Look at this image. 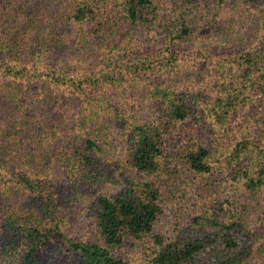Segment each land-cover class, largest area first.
<instances>
[{"label": "trees", "instance_id": "obj_1", "mask_svg": "<svg viewBox=\"0 0 264 264\" xmlns=\"http://www.w3.org/2000/svg\"><path fill=\"white\" fill-rule=\"evenodd\" d=\"M194 34L213 46L186 53ZM0 121V264H264V216L251 230L235 201L158 228L164 191L217 162L264 192V0H0ZM90 183L86 239L68 236Z\"/></svg>", "mask_w": 264, "mask_h": 264}, {"label": "rangeland", "instance_id": "obj_2", "mask_svg": "<svg viewBox=\"0 0 264 264\" xmlns=\"http://www.w3.org/2000/svg\"><path fill=\"white\" fill-rule=\"evenodd\" d=\"M194 30H196V28ZM57 33L58 32H56L55 35ZM44 35L46 37V33ZM58 36L60 37L59 33ZM55 37L57 38V35ZM194 39L195 40L192 43H187L188 45L184 47L186 53H191L192 51H196L202 47H205V45H207L206 43H208L209 47H212L213 45L209 43L215 41V39L213 38L209 41H205L202 43L201 39L199 38V36H197V34ZM50 40L52 39L47 38V40L43 42L42 46L47 49L50 48L52 51H54L55 48L56 52L58 50L57 47H61V45L59 46V42L67 40V37L63 35L61 36V38H57L53 41ZM72 50L73 47L69 46L66 49L67 54H70ZM76 56H79V58L77 57L70 61V64L73 67L80 68L87 65L92 66L94 63V59L90 57V54L88 53H77ZM181 84L185 83H181L180 81L175 82V86H181ZM41 85V83H38L31 88V96L40 91ZM131 94L130 92L117 93V95L121 97L119 99H116V102L124 105L127 104L126 108H129V102L131 103L129 98ZM113 97H116V95H113ZM26 101L27 103H29L32 102L33 99H27ZM73 105H75V103ZM36 114L39 116L40 112L34 111L33 115ZM113 133L114 136L111 138L110 141L119 146L123 138V135H120L121 130H116V132L114 131ZM233 135L234 133H229L231 142H228L224 146L226 151H233V144L235 145L236 142L234 138H232ZM24 139L25 138L20 137L19 141L22 142L24 141ZM0 140L2 139L0 138ZM21 145L23 146V148L27 149V151L31 152L34 156L37 155L36 151L33 149V146H29L28 144H25V142H23V144ZM222 163L223 162L221 161L217 162L218 166L214 169L213 175H210L209 177H203L202 179L199 178L198 181H193V179L188 178L186 181L179 184L175 189L170 188L168 192L164 191L162 197L163 215L160 217L158 223V228L160 230L169 233L174 229L176 224L180 225L183 228V226H186V224H188L190 220L194 217V213L199 214L203 207H212L214 203L219 204L220 201L221 205L225 208L227 206L225 201H235L239 203L240 206H244L247 210V214L245 216L247 224L253 231L255 228H257L256 222L259 221V219L261 218L260 215L264 216V192L256 193L254 196H250L246 193L237 190V185L232 182L230 176L228 175L227 168ZM14 169L15 168H11V170ZM206 179L209 181H207ZM203 180L207 181V186H205L204 184L200 185ZM114 187L116 188L115 185ZM66 188L62 189V194L59 193L58 198H63L65 195H67L68 190ZM82 191L84 193L82 192L77 195L78 198L73 202V206L69 211L66 208L67 211L65 212V214H63V216L66 217L67 220L71 218L69 225L66 229L68 236L86 239L85 237L87 236L86 233L88 231L86 230L85 225L88 223L90 217L89 207L92 205V195H94L95 192L99 193V191H97L95 186H92L91 183L88 184V186H85L84 190ZM220 213L222 214V211H220ZM138 257L140 256L137 255V258Z\"/></svg>", "mask_w": 264, "mask_h": 264}]
</instances>
